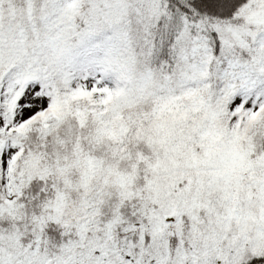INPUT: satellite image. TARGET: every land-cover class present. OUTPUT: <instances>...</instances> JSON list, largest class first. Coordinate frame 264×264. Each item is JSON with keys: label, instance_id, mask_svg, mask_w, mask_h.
I'll use <instances>...</instances> for the list:
<instances>
[{"label": "snow or ice", "instance_id": "1", "mask_svg": "<svg viewBox=\"0 0 264 264\" xmlns=\"http://www.w3.org/2000/svg\"><path fill=\"white\" fill-rule=\"evenodd\" d=\"M0 264H264V0H0Z\"/></svg>", "mask_w": 264, "mask_h": 264}]
</instances>
